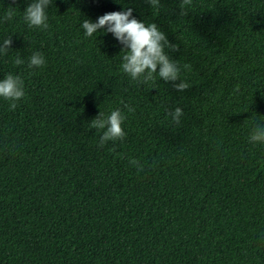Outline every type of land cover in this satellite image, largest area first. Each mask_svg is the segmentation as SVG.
<instances>
[{
    "label": "trees",
    "instance_id": "trees-1",
    "mask_svg": "<svg viewBox=\"0 0 264 264\" xmlns=\"http://www.w3.org/2000/svg\"><path fill=\"white\" fill-rule=\"evenodd\" d=\"M31 2L0 0V80L26 93L15 110L0 98V264H264V144L248 139L264 125V0L186 15L181 0H52L46 31L23 20ZM128 8L175 46L187 90L133 82L111 33L84 35ZM36 52L46 64L29 68ZM115 109L126 138L100 147L90 123Z\"/></svg>",
    "mask_w": 264,
    "mask_h": 264
},
{
    "label": "clouds",
    "instance_id": "clouds-1",
    "mask_svg": "<svg viewBox=\"0 0 264 264\" xmlns=\"http://www.w3.org/2000/svg\"><path fill=\"white\" fill-rule=\"evenodd\" d=\"M13 3L16 0H12ZM52 0H32L23 12V20L30 28L46 31L48 25L47 8ZM149 3L156 11L159 10L160 0H149ZM193 0H181V14L186 15L185 10L191 7ZM16 8L10 7L5 13L3 20L9 21L15 15ZM132 9L126 11H115L100 16L96 22L84 20L81 27L86 37H92L98 30H104L111 33L114 38L123 46L121 71L127 74L133 82L140 84L153 85L156 83L157 76L165 82H172L177 91L183 92L190 87L186 79L181 78V65L169 58L165 53V47L175 50V46L170 44L165 34L158 29L155 23L145 24L132 16ZM12 45V38L8 36L0 44V53L7 54ZM16 66L22 65L24 61L18 56L13 61ZM46 64L42 53H33L29 59V68H38ZM184 69H191L187 63L183 65ZM179 81V83H177ZM24 80L20 75L8 73L4 79L0 80V98L9 101L10 110H15L17 102L25 98ZM129 112L135 109L129 105H124ZM184 115L180 107L174 111H169L168 116L174 124L179 125ZM127 117L120 109H115L110 114L105 115L100 111L94 118L89 128L96 129L101 133L99 146L103 147L108 142L123 141L127 133L123 124ZM252 144H264V125H256L249 137ZM129 164L142 171L144 165L137 159H130Z\"/></svg>",
    "mask_w": 264,
    "mask_h": 264
}]
</instances>
